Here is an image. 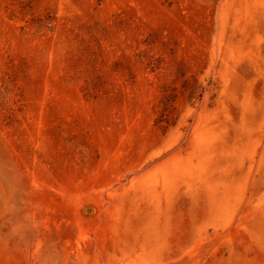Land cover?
<instances>
[{
  "label": "rangeland",
  "instance_id": "374dc122",
  "mask_svg": "<svg viewBox=\"0 0 264 264\" xmlns=\"http://www.w3.org/2000/svg\"><path fill=\"white\" fill-rule=\"evenodd\" d=\"M0 264H264V0H0Z\"/></svg>",
  "mask_w": 264,
  "mask_h": 264
}]
</instances>
